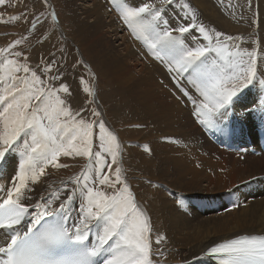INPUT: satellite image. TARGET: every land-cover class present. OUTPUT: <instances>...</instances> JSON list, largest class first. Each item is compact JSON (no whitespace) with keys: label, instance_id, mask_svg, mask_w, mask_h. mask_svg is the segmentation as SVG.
Listing matches in <instances>:
<instances>
[{"label":"snow or ice","instance_id":"obj_1","mask_svg":"<svg viewBox=\"0 0 264 264\" xmlns=\"http://www.w3.org/2000/svg\"><path fill=\"white\" fill-rule=\"evenodd\" d=\"M21 4V12L7 17L0 10V24L28 25L26 34L0 46V168L15 154L12 174L0 183V264H167L162 246L168 237L159 231L154 235L148 209L133 191L125 167L127 149L100 102L98 73L78 47L71 52L53 0H38L32 10L25 0H0V9ZM108 4L132 39L165 70L162 88L199 125L230 134L234 104L246 90L258 89L245 114L256 113L264 126L260 38L243 47V37L206 24L191 0ZM41 29L37 43L56 38L55 50L33 63L30 37ZM70 80L78 81V90ZM143 149L151 155L148 144ZM73 167L79 171L58 186L47 183L53 171ZM42 182L51 188L46 194L37 193ZM77 199L72 217L70 206ZM203 256L216 264H264V235L224 240Z\"/></svg>","mask_w":264,"mask_h":264},{"label":"rangeland","instance_id":"obj_2","mask_svg":"<svg viewBox=\"0 0 264 264\" xmlns=\"http://www.w3.org/2000/svg\"><path fill=\"white\" fill-rule=\"evenodd\" d=\"M191 2L199 10L200 17L206 24L215 26L217 30L224 31L229 35L243 37L246 41L242 45L243 47H250L251 41L257 38L264 42V0H251V7H249V0H223V3L221 0H191ZM25 3L29 10L33 9L34 3L38 8V0H25ZM53 3L62 22L64 34L68 37L71 45V52L75 53V49L78 47L85 60L91 63L93 71L98 73L100 102L107 114V121L110 127L119 133L127 149L125 167L131 172L128 171L130 183L135 184L136 187H139L138 184H140L141 193L148 198L149 194L144 192L143 188H154L159 206L164 207L158 206L159 212L165 215L164 217L169 222H171L169 215L178 218V224L182 226L192 227L200 223L203 224L215 218L214 216L223 214L225 209L237 210L239 207L233 208V203L238 204V202L232 200L234 191L231 189L227 188L221 194L212 186V190L207 192L206 180L192 183L187 177L188 170H200L199 172L205 176L209 173L216 175L203 162L209 155L220 160L223 159V165L228 170L230 163L234 160L233 154L235 153L225 152L215 146L216 144L213 142L210 143L213 146L209 145V148L208 142L210 141L206 137L208 132L202 131L205 126L199 125L187 108L177 106L167 90L162 88L159 81L165 79L167 82L165 70L151 60L146 49L138 41L132 39L129 30L117 18L116 12L109 11L111 6L108 4V0H53ZM229 3L233 6L231 9L227 7ZM23 7L24 5L21 4L19 7L0 10H3L7 17L9 14L21 12ZM256 21H258V26ZM27 27L28 25L23 22L0 24V46L16 38L18 33L26 34L24 30ZM42 32L44 29L30 37L33 63L37 62L41 54L55 50L52 48V44L56 43V38H53L51 43L43 45L37 43ZM126 48L129 53L125 52ZM80 71L85 76L87 75L83 69ZM70 82L78 90V81L70 80ZM232 115L229 122L231 132L236 129L232 122L236 114ZM257 118L253 120L252 124L256 123ZM137 123L145 126L143 128L130 126ZM126 128H132L133 136H129L125 132ZM209 129L217 132V135L220 134L221 140L225 141L224 145H235L244 132L242 129L241 134L238 137L235 136L234 141H231V133L224 134L214 128ZM165 136L171 137V139L165 141L163 139ZM177 141L179 142L177 143ZM144 144L151 147V155L144 152ZM63 162L75 163L72 161ZM79 163L82 164L83 161ZM5 170H9V168ZM68 170L71 172H66L64 169L59 170L62 176H51L47 183L56 187L61 180H66L69 175L79 171V168L73 167ZM131 170H154V175L151 176L152 179H149L147 178L149 175L144 177V175ZM162 170H167L165 174L167 178H164ZM246 172L253 173L249 170ZM135 175H139V177H135ZM176 179L181 180L177 181ZM148 180H151L152 183L149 184ZM252 183L253 181L247 179L240 185L245 187ZM219 184L223 187L227 183L220 180ZM38 186L45 189L46 193L51 190L43 182ZM247 189L248 187L245 192ZM177 200H182L183 205H178ZM238 201L241 206L246 202V199ZM251 201L253 198H249L248 202Z\"/></svg>","mask_w":264,"mask_h":264},{"label":"bare ground","instance_id":"obj_3","mask_svg":"<svg viewBox=\"0 0 264 264\" xmlns=\"http://www.w3.org/2000/svg\"><path fill=\"white\" fill-rule=\"evenodd\" d=\"M125 52L129 53L127 48ZM258 92V89H253L251 91L246 90V93L242 97V99L234 104L232 114H236V116L232 119V122L236 129L231 132L230 136L231 141H234V137H238L241 134L242 129H244V132L241 134L240 139L235 145L247 148V145H249L248 142H250L251 144L256 146L257 149L261 150L260 137L264 132V126L261 125L256 113H253L251 115L245 114V109L251 106L250 102L257 97ZM256 118V123L252 124L253 120H256ZM125 130V132L129 136H133L134 131L132 130V128H126ZM204 130L208 132L209 138H216L217 132L207 127L202 129V131ZM210 143L211 142H208V146L210 145L212 147L213 145ZM234 153V160L230 163V167L228 168V170H226L223 165V159L220 160L214 158L207 153L206 155L209 156H206L204 160L201 159V156H199V158L203 160L205 165L212 169L216 173V175L209 173L207 176H205L202 172H199L200 170H188L187 172V177L192 183L199 180H206L207 182L205 183V186L207 187V192H210L212 190V186L215 189L219 190L218 192L221 194L224 193L227 188H229L235 192H232L233 195L230 194L233 196L232 200H234V202H238V204L240 205V202L238 200L242 201L243 199H246V202L244 204H241V206H239L237 210L225 209L223 210L225 212H222L223 214L214 216L215 218H212L203 224L200 223L192 227H190L189 225L182 226L178 224L179 219H176L171 215H169L171 221L169 222V220L164 217L165 215L159 212V200L157 201L156 199V192L153 190L154 188H143L144 192H147L149 194L148 198L145 194L141 193L140 184H138L139 187H136L135 184L132 185L133 190L137 195V200L148 209L149 215L152 218L154 235L156 231H159L165 233L168 237L166 244L162 246L165 249L167 264H185V262H187V264H214L207 257L203 256V250L205 247L238 235L264 234V155H237L236 152ZM14 156L15 154H10L7 162H4L3 167L0 168V183H7L10 175L12 174ZM207 159H209L210 162H208L209 160ZM6 168H9V170H5ZM246 170H249V172L253 173L249 174L246 172ZM131 171L140 173L141 175H144V177L146 175H149L147 176V178L149 179H152L151 176L154 175V170ZM166 171L167 170H162L164 178H167V176L165 175ZM66 172H71V170H66ZM129 173L131 172L129 171ZM52 176L60 177L62 176V173L59 170L53 171ZM137 176L139 177V175H135V177ZM247 179L248 181H253V183L251 185H245V187H242L240 183L242 181H246ZM176 180L179 181L181 179ZM220 180L226 181L227 184L221 187L219 184ZM246 187H248V189L245 192ZM37 188H39V190H37V193L46 194V191H44L45 189L43 190L38 185L36 186V189ZM257 197H259L260 199H258ZM249 198H253V201L248 202ZM79 203L80 201L77 199L70 206V215L72 217L76 216ZM220 206L221 205H219V208H221ZM159 258L160 257H157V259Z\"/></svg>","mask_w":264,"mask_h":264}]
</instances>
